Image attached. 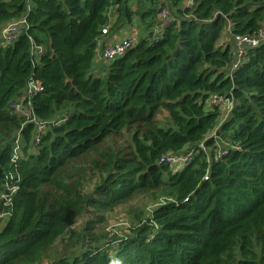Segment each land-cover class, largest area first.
Returning a JSON list of instances; mask_svg holds the SVG:
<instances>
[{"label":"trees","instance_id":"16d2710c","mask_svg":"<svg viewBox=\"0 0 264 264\" xmlns=\"http://www.w3.org/2000/svg\"><path fill=\"white\" fill-rule=\"evenodd\" d=\"M162 7L171 21L157 33ZM110 11V32L136 18L141 35L98 74ZM21 18L28 28L0 41V209L6 178L17 185L0 264H36L57 238L84 246L54 264H264V43L230 75L223 41L228 23L234 34L264 26V0H0V31ZM30 80L42 87L33 113L48 121L36 147L33 124L10 109ZM212 94L233 100L215 130L229 147L217 159ZM181 151L183 167L159 162ZM135 197L154 204L148 216L137 212L116 248L99 243L96 223ZM84 213L96 220L77 231Z\"/></svg>","mask_w":264,"mask_h":264},{"label":"built area","instance_id":"2783aa9c","mask_svg":"<svg viewBox=\"0 0 264 264\" xmlns=\"http://www.w3.org/2000/svg\"><path fill=\"white\" fill-rule=\"evenodd\" d=\"M185 6H191L193 4V0H183ZM171 21V15L167 8L162 7L159 10L157 21L154 25V31L160 33L161 30L164 28ZM112 22L108 19V23L101 29V33L103 35H107L109 33L110 27ZM28 28L26 24L25 18H21L16 21H11L7 23L4 27H2L0 31V41L2 46H8L14 42V40L24 32ZM231 26L228 23L226 25V35L231 38V48H232V60L230 64L227 66L225 71L228 74H232L245 60L246 53L250 49H254L259 47L261 44L264 43V26H261L256 30V32L252 35L249 34H234L231 31ZM100 38L98 39V42ZM97 42V43H98ZM137 42V33L132 28L129 33L123 36L121 39L107 44L101 48L98 52L97 59L103 60L105 62H109L116 58L117 56L124 53L126 50L131 48ZM34 51L37 54L42 53V48L39 46L34 47ZM42 90V87L39 82L30 80L27 85L25 86L22 96L19 99L12 100L10 102V109L19 113L20 115L25 117L27 122H31L33 124V133L31 137L32 146L36 147L40 144L43 134L45 133L46 126L48 121H43L35 116L32 110L31 100L32 98ZM209 106H214L217 108H221L225 106V114L220 116L224 119L228 116L229 112L233 107V100L226 99L223 96H219L216 94H212L207 103ZM223 119V120H224ZM50 123H54V120L49 121ZM216 130V129H215ZM214 133L212 135H208V137H213L215 141V145L217 147V154L215 158L217 159L221 155L225 154L228 150V144H223L218 140V136ZM20 141L19 138L15 142V147L12 152L11 162L14 166L17 163V159L19 158L20 153ZM199 148L201 151L206 152V147L203 141L199 143ZM208 150V149H207ZM189 154L186 151L177 152L174 155H163L160 157L159 162H163L171 166L173 169L177 170L187 162ZM207 173L204 175V179H207ZM5 190L1 194L2 198V209H0V220L2 218H6L11 214V197L12 194L16 191L17 185L13 182V176H9L6 178L4 183ZM120 240L117 238L111 241L109 244L111 245V249L117 247V243Z\"/></svg>","mask_w":264,"mask_h":264},{"label":"rangeland","instance_id":"374dc122","mask_svg":"<svg viewBox=\"0 0 264 264\" xmlns=\"http://www.w3.org/2000/svg\"><path fill=\"white\" fill-rule=\"evenodd\" d=\"M135 25L138 27L137 19ZM138 29L141 32L139 27ZM140 32H136L138 38L141 35ZM219 110L220 116H223L226 112L225 106H222ZM160 118L163 120L165 118V113H161ZM223 119L224 117H219L216 127L213 130H210L208 135H212L214 133V130L219 127V125L223 122ZM128 141L129 135L124 133L120 138L119 143L126 144ZM153 207L154 204L147 197H135L123 204H120L113 210L104 214L105 220L103 222L96 223V228L93 230L94 235L98 238L99 243H110L111 241L128 234L129 227L135 224L134 215L137 212L144 211L143 217H147ZM95 218V216L89 213L82 214L77 219L75 229L77 231H82L81 228L84 224ZM5 221L6 218H2V220H0V229ZM67 241L72 243L65 246L64 241H61V238H57L49 247L48 254L36 264H54L56 260L65 254L71 255L72 252L79 253L80 249L84 246L81 241H78L77 243L69 240Z\"/></svg>","mask_w":264,"mask_h":264},{"label":"crops","instance_id":"0c3cea01","mask_svg":"<svg viewBox=\"0 0 264 264\" xmlns=\"http://www.w3.org/2000/svg\"><path fill=\"white\" fill-rule=\"evenodd\" d=\"M111 11L113 12V9H111ZM110 11V13H108V19L112 22V25L115 21V14L112 13ZM136 22V18H134L130 24H126L124 26H122L119 30H115V31H111L109 30V33L107 35H103L100 38V41L97 43L96 46V54H95V60H94V72L101 74L103 73V69H105V66L107 65V62L97 59L98 57V52L101 50V48L107 44L113 43L119 39H121L123 36H125L127 33H129L131 31V29L133 28L137 33L140 32L138 27L141 29L139 22L137 21L138 27H136L135 25ZM111 25V26H112ZM141 34V32H140ZM137 40H138V36H137ZM224 42H228L231 45V38L229 36H227L225 34L224 38H223Z\"/></svg>","mask_w":264,"mask_h":264}]
</instances>
